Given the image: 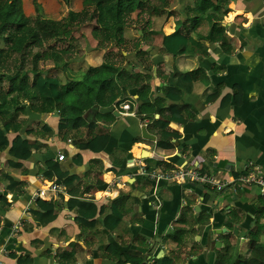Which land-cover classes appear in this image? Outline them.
I'll return each instance as SVG.
<instances>
[{"label":"crops","instance_id":"obj_1","mask_svg":"<svg viewBox=\"0 0 264 264\" xmlns=\"http://www.w3.org/2000/svg\"><path fill=\"white\" fill-rule=\"evenodd\" d=\"M196 1L166 0L168 7L158 15L139 17L148 22L136 34L149 46L150 95L140 98L128 90L124 101L112 105L118 115L93 114L90 108L83 116L87 124L70 131H59L60 112L42 115L25 108L19 118L26 125L7 137L28 131L37 149L21 168L8 166V152L0 151V179L5 173L22 183L13 195L0 181V264H155L163 256L171 264H248L257 225L263 226L257 245L264 246V194L257 184L242 181L256 169L264 175V0H229L226 11L224 1L213 8L212 0L197 23L191 12ZM37 2L44 14L64 4ZM81 6L82 1L72 9ZM212 23L224 28L227 48L205 39ZM176 28L187 42L185 53L174 57L162 42ZM98 57L89 66L99 65ZM174 71L188 79L178 85L181 94L166 95V78ZM57 76L64 84L63 74ZM149 103L153 118L178 134L167 147L156 146L158 129L138 113ZM169 115L183 120L169 121ZM142 127L154 141L142 138ZM49 160L72 181L41 199L60 208L51 222L39 225L30 211L36 209L33 194L56 183L55 175L45 179L41 173ZM142 167L196 169L225 185L217 190L186 180H152L141 174ZM4 199L8 208L1 205ZM78 201L95 204L93 220L99 223L112 211L111 202L121 217L112 230L101 224L90 229L78 221Z\"/></svg>","mask_w":264,"mask_h":264},{"label":"trees","instance_id":"obj_2","mask_svg":"<svg viewBox=\"0 0 264 264\" xmlns=\"http://www.w3.org/2000/svg\"><path fill=\"white\" fill-rule=\"evenodd\" d=\"M73 1L62 0L67 6ZM159 1L161 4L155 3V0H82L80 10L69 9L64 16L54 19L42 15V7L37 0H31L33 15H26L22 0H0V151L8 152V166L21 168V161L27 160L32 151L37 149V145L27 139L28 131H24L23 135L17 134L11 141L7 137L8 133H18L26 125V120L19 118L25 114L26 107L42 115L60 112L59 131H70L87 124L83 116L96 104L103 108L118 106L126 99L125 92L131 89H135L140 98L150 95L149 72L152 63L149 46L141 43L143 35L130 43L125 32L132 29L144 33L148 22L139 17L158 15L168 7L166 0ZM215 1L217 3L213 4V8H218L219 3L224 1L226 11L229 0ZM208 3L212 4V0L196 1L191 9L193 22L199 21ZM133 14H136L135 19H132ZM89 25H92L91 37L96 42L94 50L103 51L104 56L99 65L89 66L85 71H75L70 66L79 61V46L75 35ZM205 39L220 42L227 48L228 38L224 28L217 23L210 24ZM169 40H174L173 46H169ZM186 42L187 35H182L181 30L176 28L172 34L163 38L162 44L176 57L185 53ZM110 48L118 50L117 57L109 54ZM123 51L128 54L123 55ZM47 63L51 64L50 68L46 67ZM57 73L63 74L65 85ZM185 78L188 79L187 73H171L166 78L164 93L167 95L177 90L181 94L178 85L183 84ZM138 113L152 119L153 127L158 129V148L167 147L170 139L178 137L177 133L167 129L168 122L153 118L151 103L143 104ZM166 118L169 121L183 120L170 115ZM43 128L51 132L47 126ZM91 149L96 150L94 141L91 142ZM57 169V164L49 160L41 168L42 176L53 179L55 175L57 184L72 181L68 176L63 177L64 174ZM1 178L0 181L7 183V192L16 195L22 191V183L15 182L5 173ZM35 204L36 209L30 212L39 225L51 222L55 210L60 208L59 203L44 202L41 199H37ZM77 204L81 208L78 210L79 223L90 229L101 224L112 230L121 217L115 210V202H111L112 211L100 223L93 220L95 204L89 201H78ZM1 205L5 208L9 206L5 199ZM111 222L114 223L110 226ZM257 228L248 264H264V246L257 245V237L261 234L259 229L263 226L257 225ZM173 238L176 241L175 236ZM171 262L163 256L155 264Z\"/></svg>","mask_w":264,"mask_h":264},{"label":"built area","instance_id":"obj_3","mask_svg":"<svg viewBox=\"0 0 264 264\" xmlns=\"http://www.w3.org/2000/svg\"><path fill=\"white\" fill-rule=\"evenodd\" d=\"M124 111L129 109L128 105H123L121 107ZM58 160H63V155L58 154ZM141 174L148 179L152 180H164L167 182H178L182 183L185 180L194 184L208 185L212 189L220 190L225 183L216 181L214 178L204 174L196 169L187 168H176L170 171H162L159 169L147 170L146 168H141ZM245 183L257 184L260 187L261 192L264 194V175L261 174L260 170L256 169L255 172L247 174L242 180ZM230 183V182H229ZM60 186L56 183H50L49 185L42 186L38 191L33 194V199H43L47 197L48 192L59 191Z\"/></svg>","mask_w":264,"mask_h":264},{"label":"rangeland","instance_id":"obj_4","mask_svg":"<svg viewBox=\"0 0 264 264\" xmlns=\"http://www.w3.org/2000/svg\"><path fill=\"white\" fill-rule=\"evenodd\" d=\"M79 1L81 2L82 0H79ZM80 2L77 1V2H75V4H71L70 6H67L65 4L60 5V3H55V4H53L54 6L50 9L51 10L50 14H44L43 11H41V12H42V15H44L48 18L59 19L62 16H64L69 9H72L75 6L77 8L80 7ZM22 4H23V10L25 8L26 15H27V13H31V14L34 13L33 12L34 8L32 6L31 0H22ZM91 28H92V25L83 27L79 31V33L75 35V37L77 38V41H78V46H79V61L77 63H73L70 65L72 67V69L75 71L76 70L85 71L86 70L85 62L87 64V66L89 67L92 57L99 56L97 59L102 60V58L104 56L103 51L94 50V48L96 46V42L91 37ZM128 32H129V30H127L125 32V36L127 39L131 40L130 43L133 40H137L138 35L136 34L135 30H132L129 33ZM109 52H111L109 54H115L117 57V53H118L117 49H111L110 48ZM100 53L103 54L102 57H100L101 56ZM99 62L100 61H97L96 63H99ZM96 63H94V64H96ZM96 66H97V64H96ZM53 73H55V72L53 71ZM58 75H60V77L62 76L61 74H58Z\"/></svg>","mask_w":264,"mask_h":264},{"label":"water","instance_id":"obj_5","mask_svg":"<svg viewBox=\"0 0 264 264\" xmlns=\"http://www.w3.org/2000/svg\"><path fill=\"white\" fill-rule=\"evenodd\" d=\"M97 111H99L101 113H113L114 115H118V112L115 110V107L114 106H109V107H105V108L93 106L88 112L94 114ZM141 136L144 139L154 141V136L148 134L146 132L145 127H142L141 128Z\"/></svg>","mask_w":264,"mask_h":264}]
</instances>
